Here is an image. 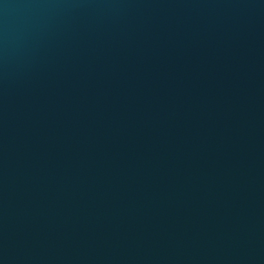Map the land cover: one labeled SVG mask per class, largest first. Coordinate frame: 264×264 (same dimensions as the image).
Listing matches in <instances>:
<instances>
[{
    "label": "water",
    "instance_id": "1",
    "mask_svg": "<svg viewBox=\"0 0 264 264\" xmlns=\"http://www.w3.org/2000/svg\"><path fill=\"white\" fill-rule=\"evenodd\" d=\"M0 264H264V0H0Z\"/></svg>",
    "mask_w": 264,
    "mask_h": 264
}]
</instances>
